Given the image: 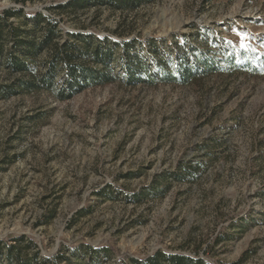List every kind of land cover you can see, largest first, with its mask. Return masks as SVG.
<instances>
[{
  "label": "rangeland",
  "instance_id": "1",
  "mask_svg": "<svg viewBox=\"0 0 264 264\" xmlns=\"http://www.w3.org/2000/svg\"><path fill=\"white\" fill-rule=\"evenodd\" d=\"M66 2L0 0V10L41 12L63 34L133 38L128 54L152 67L190 64L199 51L216 69L188 84H129L116 46L109 83L67 100L45 91L1 98L0 241L23 236L33 264H140L158 250L264 264V0L52 8ZM14 77L0 68V83ZM0 264H15L2 245Z\"/></svg>",
  "mask_w": 264,
  "mask_h": 264
},
{
  "label": "trees",
  "instance_id": "2",
  "mask_svg": "<svg viewBox=\"0 0 264 264\" xmlns=\"http://www.w3.org/2000/svg\"><path fill=\"white\" fill-rule=\"evenodd\" d=\"M154 1L156 0H67L66 3L52 8L58 10L57 12L66 9L74 12L91 6H107L113 10L125 11ZM12 18L19 22L16 24ZM133 42V38L128 41H114L107 36L96 37L84 30L65 31L63 34L58 21L51 16L41 12L31 14L22 8H4L0 10V68L8 76L16 77L9 83H0V99L14 94L45 91L58 100H67L85 88L109 83L117 77L112 66L116 46L122 48V77L129 84H188L201 74H208L216 69L212 58L199 51L193 54L190 64L182 62L177 67H170L168 62L152 59L156 63L152 67L137 54H128V47ZM227 61L240 71H258L257 66L248 60L237 63L235 58H229ZM259 65V70L264 73V60ZM199 164L187 168L185 175H191L198 170ZM183 177L185 176L182 174L177 175L178 179ZM153 189L161 194L165 187L158 185ZM10 239L11 244L0 241V245L5 247L7 261L33 264L37 254L27 257L20 246L23 236H11ZM162 260L170 264H207L198 258L193 259L184 254H164L159 250L140 264H161Z\"/></svg>",
  "mask_w": 264,
  "mask_h": 264
}]
</instances>
